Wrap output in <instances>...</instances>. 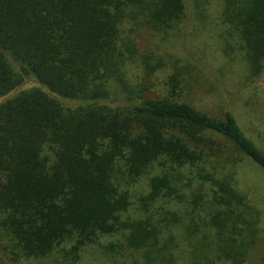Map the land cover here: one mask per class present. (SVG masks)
<instances>
[{
    "label": "trees",
    "instance_id": "1",
    "mask_svg": "<svg viewBox=\"0 0 264 264\" xmlns=\"http://www.w3.org/2000/svg\"><path fill=\"white\" fill-rule=\"evenodd\" d=\"M250 76L264 71V0H219ZM210 0H0V264H247L264 208L241 170L264 144L229 108L188 98L184 68L141 53ZM198 19V18H197ZM140 52V54H139ZM66 103H65V102ZM71 102V103H70ZM255 133V132H254ZM143 182V184H142ZM92 250V251H91ZM98 253L96 261L88 254Z\"/></svg>",
    "mask_w": 264,
    "mask_h": 264
},
{
    "label": "rangeland",
    "instance_id": "2",
    "mask_svg": "<svg viewBox=\"0 0 264 264\" xmlns=\"http://www.w3.org/2000/svg\"><path fill=\"white\" fill-rule=\"evenodd\" d=\"M220 10V1L210 0L205 5L204 17L197 16V19L193 6L189 4L186 18L178 33L171 38L159 36L147 28L139 29L135 34L137 49L150 54L153 62L161 57L166 65L155 69L148 78H145L142 65H133L127 77L132 83L145 79L144 82L152 85L154 90L166 93L169 88L166 81L174 71L173 67L184 68L186 80L189 75L192 77L190 88L193 91L189 93V89L187 95L196 107L212 114L229 107L242 129L250 136L259 134L264 144V71L258 76L249 75L245 63L239 58L241 51L236 38L228 33L230 30L221 21ZM39 86L30 76L10 95ZM10 95L0 97V102ZM241 173L243 183L250 187L251 196L264 208V171L250 164L244 166ZM254 254L256 256L247 264H264V242L256 246ZM96 256L101 258L94 252L88 254L86 260L96 261Z\"/></svg>",
    "mask_w": 264,
    "mask_h": 264
}]
</instances>
